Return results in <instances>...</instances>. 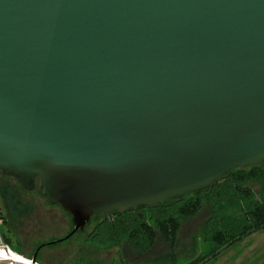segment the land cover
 <instances>
[{
  "label": "water",
  "instance_id": "water-1",
  "mask_svg": "<svg viewBox=\"0 0 264 264\" xmlns=\"http://www.w3.org/2000/svg\"><path fill=\"white\" fill-rule=\"evenodd\" d=\"M262 162L264 0H0V171L65 239Z\"/></svg>",
  "mask_w": 264,
  "mask_h": 264
},
{
  "label": "rangeland",
  "instance_id": "rangeland-1",
  "mask_svg": "<svg viewBox=\"0 0 264 264\" xmlns=\"http://www.w3.org/2000/svg\"><path fill=\"white\" fill-rule=\"evenodd\" d=\"M6 176L0 175V234L9 238L12 250L26 262L35 255L36 264H187L207 250L202 240L210 215L207 208L183 220L173 250L158 240L146 252H131L127 247L117 252L110 245L87 241V226L65 239L71 231V217L43 198L41 183L36 180L30 192L15 191ZM249 185L259 193V182ZM214 214L215 220L239 217V203L230 198ZM204 264H264V229L243 237Z\"/></svg>",
  "mask_w": 264,
  "mask_h": 264
},
{
  "label": "trees",
  "instance_id": "trees-1",
  "mask_svg": "<svg viewBox=\"0 0 264 264\" xmlns=\"http://www.w3.org/2000/svg\"><path fill=\"white\" fill-rule=\"evenodd\" d=\"M0 175L5 176L2 171ZM6 179H9L8 185L15 191H32L25 189L13 175H7ZM255 181L261 185L259 193L249 185ZM230 198L239 203L240 216H223L215 220L216 210L221 209ZM204 208L210 212L202 237L207 250L187 264H204L215 259L243 237L264 229V162L231 170L226 178L212 187L155 206H139L124 214L114 212L112 215L91 217L86 224L90 228L86 240L94 245H110L117 252L127 247L131 252L141 253L151 249L158 240H163L173 250L183 220ZM1 236L11 244L3 233Z\"/></svg>",
  "mask_w": 264,
  "mask_h": 264
},
{
  "label": "built area",
  "instance_id": "built-area-1",
  "mask_svg": "<svg viewBox=\"0 0 264 264\" xmlns=\"http://www.w3.org/2000/svg\"><path fill=\"white\" fill-rule=\"evenodd\" d=\"M20 256L22 255L14 252L11 246L4 241L0 234V264H36L37 262H32L31 258H26L27 262L20 261Z\"/></svg>",
  "mask_w": 264,
  "mask_h": 264
},
{
  "label": "flooded vegetation",
  "instance_id": "flooded-vegetation-1",
  "mask_svg": "<svg viewBox=\"0 0 264 264\" xmlns=\"http://www.w3.org/2000/svg\"><path fill=\"white\" fill-rule=\"evenodd\" d=\"M36 180L39 182V183H41V181H40V179L38 178V177H36L35 178V181H34V185H35V183H36ZM34 187V186H33ZM41 189V188H40ZM39 189V193L41 194V190ZM43 198H45L47 201H48V199L46 198V197H43ZM50 204V203H49ZM51 206H53L52 204H50ZM72 228V227H71Z\"/></svg>",
  "mask_w": 264,
  "mask_h": 264
},
{
  "label": "bare ground",
  "instance_id": "bare-ground-1",
  "mask_svg": "<svg viewBox=\"0 0 264 264\" xmlns=\"http://www.w3.org/2000/svg\"><path fill=\"white\" fill-rule=\"evenodd\" d=\"M20 259V261H22V262H26L25 260H23L22 258H19Z\"/></svg>",
  "mask_w": 264,
  "mask_h": 264
}]
</instances>
